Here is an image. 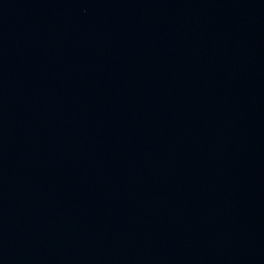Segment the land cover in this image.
<instances>
[{
	"label": "water",
	"instance_id": "95a60500",
	"mask_svg": "<svg viewBox=\"0 0 264 264\" xmlns=\"http://www.w3.org/2000/svg\"><path fill=\"white\" fill-rule=\"evenodd\" d=\"M0 264H264V0H0Z\"/></svg>",
	"mask_w": 264,
	"mask_h": 264
}]
</instances>
